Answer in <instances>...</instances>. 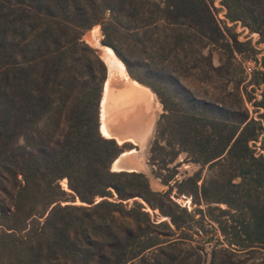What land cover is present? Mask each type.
<instances>
[{"label":"trees","instance_id":"trees-1","mask_svg":"<svg viewBox=\"0 0 264 264\" xmlns=\"http://www.w3.org/2000/svg\"><path fill=\"white\" fill-rule=\"evenodd\" d=\"M219 3L226 21L264 43V0ZM214 11L213 0H0V264H256L248 260L264 251V76L255 118L229 57L249 41ZM96 25L101 44L162 106L150 160L162 151L165 166L185 152L210 171L175 181L191 210L170 197L174 171L155 175L168 186L161 192L143 172L112 170L134 146L100 131L107 66L83 39ZM209 45L229 54L225 63H212Z\"/></svg>","mask_w":264,"mask_h":264},{"label":"rangeland","instance_id":"rangeland-1","mask_svg":"<svg viewBox=\"0 0 264 264\" xmlns=\"http://www.w3.org/2000/svg\"><path fill=\"white\" fill-rule=\"evenodd\" d=\"M213 5H214V10H215L214 12L216 13L217 18L221 22L222 21L224 22V20L226 21V19L224 17L225 9L219 3V0H213ZM223 22H222V24H223ZM226 23L230 29V33L235 34L238 41H249V45L251 48L248 49L247 51L245 50L242 52L233 51L229 55L227 52H224L220 47L214 46V45H209V46H206L204 48V53H206L207 51L211 52L212 63L214 65H218L219 63H225L226 58L229 55V57L231 58L230 62L235 67H237L238 70L241 71V76L243 78V82L240 84V87H243L244 91H245L244 92V94H245V99H244L245 106L249 110V115L257 118L258 113H260L262 111V109H260V107H258V102L261 99V94H262V90H263L262 89V81L260 79L264 76V65L261 64L262 61H264V43L260 42L259 34L257 32H250L248 30V28L244 27L240 22L233 23V22L226 21ZM83 39L87 43H89L91 46L96 48L99 55L101 54L99 46L102 44H101V35H100V30H99L98 25L87 30L83 35ZM247 66L251 67L250 72L246 71V69L244 68ZM125 73H126L125 74L126 78H123L122 76H119V75H116L114 77H110V81L106 85V88H108L106 93L104 91L106 89L105 88L106 81L104 83V89H103L104 96H103V93H102V96L105 97L107 95L108 91H110V90H111V93H110V97L108 99L105 98V104L107 105V108L105 110V114H106L107 119L104 120L103 122H102V117H101V110L102 109H101V102H100V118H99L100 119V125H101V123L102 124L104 123V125L107 127V124L109 121V118H108L109 106L111 104V101L113 99L115 101L117 98V93L115 95H113V91H114V88L119 86L121 83H126L124 81H126V79L129 76L127 75V72H125ZM256 73H259V74L255 75ZM107 74H108V68H107ZM128 80H133V79L129 77ZM258 80L261 82L259 84H255V83H257ZM200 86H203L204 89H207L209 91V93L214 92L212 84H209L207 82H202L200 80ZM120 94H119V97H120ZM101 99H102V97H101ZM161 112H162V107L160 106V108L158 109L157 119H158ZM105 136H107V135H105ZM156 136H157V134L155 132V127H154L153 134L150 137V140L148 142L146 150L144 152H141L143 160L145 161V163L147 165V166L144 165L145 172H143V173L147 176L149 185L153 190L163 192V191L168 189V186L162 184L161 180L159 178H157L155 175L159 174V175H162L165 177L174 171L175 174L170 181V185H172V187H171L172 189L170 191V197L173 201L179 203L181 206H184L188 210H191L192 208L195 207V205H193L191 203V198L185 194H178L174 185H175V181H181L182 179H184V178L192 175L194 172L198 171L200 169V165L190 161L185 152H179L178 155L174 158V160L172 162H169L167 165L164 166V164H165L164 161H167L169 159V155L165 154L162 151H160V152L155 151V152H153V156L155 159L152 162L150 160V155H151L150 154V147L152 146V142L156 138ZM107 137H110V136H107ZM161 144H164V142L162 141V138H161ZM122 158H124V157H122ZM119 161H120V158L118 159L116 166L115 165L111 166V168L113 170L117 169ZM167 169H169V170H167ZM200 170H201V180L203 178L204 179L207 178L211 174L206 166ZM201 180L199 181V183H201ZM59 182H60V185L63 189L70 192V190L68 189L67 184H66V179H62ZM153 183H156V186H154ZM156 188H158V190ZM98 199L99 198H97V200ZM69 202L72 204H78V205L81 204L78 201V199H75L74 201H69ZM145 206L153 218L158 214L157 210L153 211L146 204H145ZM221 206H223V205H221ZM160 220H163V218L158 217L157 221H160ZM203 225H204L205 229H207L209 232H211V234H213L215 232L217 234V230L214 229L215 224L213 222H211L210 220L205 219L203 221ZM178 246L187 247L186 244H178ZM210 247H211V244L205 245V250L207 251V253L210 251ZM239 257L242 258L245 256L239 255ZM248 261H249V263L254 262L256 264H264V251H256L253 254L252 258Z\"/></svg>","mask_w":264,"mask_h":264},{"label":"crops","instance_id":"crops-1","mask_svg":"<svg viewBox=\"0 0 264 264\" xmlns=\"http://www.w3.org/2000/svg\"><path fill=\"white\" fill-rule=\"evenodd\" d=\"M128 78L124 81L126 83L114 88L113 95L117 93V98L115 101L112 100L109 106L107 128L110 137L118 143H131L134 146L132 149L124 150L122 153L125 154L116 158H120L118 163L120 166L115 170L145 172L146 163L141 152L146 150L153 134L161 104L150 88ZM103 96L100 100L101 104ZM153 184L156 186V183Z\"/></svg>","mask_w":264,"mask_h":264},{"label":"bare ground","instance_id":"bare-ground-1","mask_svg":"<svg viewBox=\"0 0 264 264\" xmlns=\"http://www.w3.org/2000/svg\"><path fill=\"white\" fill-rule=\"evenodd\" d=\"M99 48H100V51H101L100 57L106 63L107 68H108V76L109 77H108V79L106 81V84H105V88H106L107 83L110 81V77H114L116 75H119V76H122L123 78H126V75H125L126 71H125L123 62H121L115 56V54L113 53L111 48H109L108 46H105V45H100ZM107 90H108V88L105 89V93H106ZM110 93H111V90L108 91L107 95L102 100V104H101L102 122L107 119L106 118V114H105V110L107 108V105L104 103V100H105V98L108 99L110 97ZM113 101H114V99H113ZM100 130H101L102 134L104 133L105 135L110 136L109 131H108L107 127L104 125V123L103 124L101 123ZM122 155H123V153H121L119 156H122ZM117 161H118V159H115L114 162L112 163V166L113 165L116 166ZM118 166H120V165H118Z\"/></svg>","mask_w":264,"mask_h":264},{"label":"built area","instance_id":"built-area-1","mask_svg":"<svg viewBox=\"0 0 264 264\" xmlns=\"http://www.w3.org/2000/svg\"><path fill=\"white\" fill-rule=\"evenodd\" d=\"M237 23V22H236ZM245 27V26H244ZM246 69V71L250 72L251 71V67L250 66H247V67H244Z\"/></svg>","mask_w":264,"mask_h":264},{"label":"water","instance_id":"water-1","mask_svg":"<svg viewBox=\"0 0 264 264\" xmlns=\"http://www.w3.org/2000/svg\"><path fill=\"white\" fill-rule=\"evenodd\" d=\"M107 78H108V74H107Z\"/></svg>","mask_w":264,"mask_h":264}]
</instances>
